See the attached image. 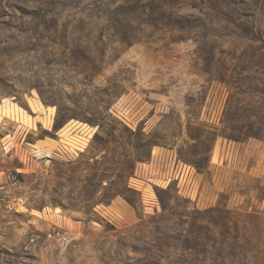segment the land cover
<instances>
[{
  "label": "rangeland",
  "instance_id": "1",
  "mask_svg": "<svg viewBox=\"0 0 264 264\" xmlns=\"http://www.w3.org/2000/svg\"><path fill=\"white\" fill-rule=\"evenodd\" d=\"M227 227L264 264V0H0V264H203Z\"/></svg>",
  "mask_w": 264,
  "mask_h": 264
},
{
  "label": "trees",
  "instance_id": "2",
  "mask_svg": "<svg viewBox=\"0 0 264 264\" xmlns=\"http://www.w3.org/2000/svg\"><path fill=\"white\" fill-rule=\"evenodd\" d=\"M229 228H225V233L220 237L219 242L216 244V259L215 260H204L203 264H234V259L237 257L234 253V249H236V244L224 243L225 241L229 242L231 239V234L229 233ZM231 240L237 241V239L232 238ZM239 253V252H238ZM242 256V254H240ZM237 259V258H236ZM245 260V264H252L250 262L251 256L246 258L242 256V258L238 260Z\"/></svg>",
  "mask_w": 264,
  "mask_h": 264
},
{
  "label": "bare ground",
  "instance_id": "3",
  "mask_svg": "<svg viewBox=\"0 0 264 264\" xmlns=\"http://www.w3.org/2000/svg\"><path fill=\"white\" fill-rule=\"evenodd\" d=\"M57 211V210H56Z\"/></svg>",
  "mask_w": 264,
  "mask_h": 264
}]
</instances>
